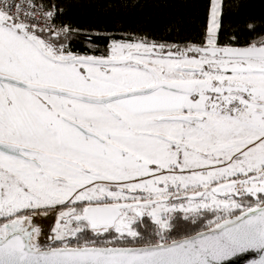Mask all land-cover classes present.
<instances>
[{"label":"snow or ice","instance_id":"snow-or-ice-1","mask_svg":"<svg viewBox=\"0 0 264 264\" xmlns=\"http://www.w3.org/2000/svg\"><path fill=\"white\" fill-rule=\"evenodd\" d=\"M0 264H264V0H0Z\"/></svg>","mask_w":264,"mask_h":264}]
</instances>
